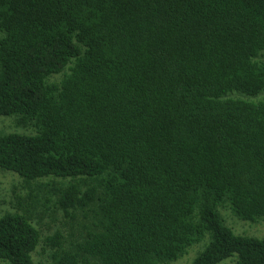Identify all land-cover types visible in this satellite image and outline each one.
<instances>
[{
    "label": "trees",
    "instance_id": "obj_1",
    "mask_svg": "<svg viewBox=\"0 0 264 264\" xmlns=\"http://www.w3.org/2000/svg\"><path fill=\"white\" fill-rule=\"evenodd\" d=\"M10 114L0 262L264 264V0H0Z\"/></svg>",
    "mask_w": 264,
    "mask_h": 264
},
{
    "label": "rangeland",
    "instance_id": "obj_2",
    "mask_svg": "<svg viewBox=\"0 0 264 264\" xmlns=\"http://www.w3.org/2000/svg\"><path fill=\"white\" fill-rule=\"evenodd\" d=\"M16 115H0V136L6 135L10 133H18V134H33L34 132H26L27 129L21 128L15 124ZM44 182V181H43ZM30 188H22L21 186V178L14 172L11 171H4L0 169V215L7 211H14V205L16 203V195H25L29 192ZM49 215H46L42 219V229L46 228V226L51 223L50 220L52 217H57L56 222L58 225L60 224V216L62 212L58 210V208L54 207V202L50 204L49 207ZM230 218H228V222H225L228 225H231L235 231L243 232L245 231L247 234L252 236L264 237V222L257 223V224H245L241 221L236 220L231 222ZM243 223V224H242ZM47 233V230L44 231ZM194 253V249L191 250L187 255L183 256V258L179 259V261L183 260L185 264L191 260V256ZM195 256V255H194ZM193 256V258H194ZM44 256L36 255L35 256V263L36 264H46L44 260ZM232 258L223 259L219 264H231ZM178 261V260H177ZM181 263V262H180ZM179 263V264H180ZM182 263V264H183ZM0 264H5L0 262Z\"/></svg>",
    "mask_w": 264,
    "mask_h": 264
}]
</instances>
